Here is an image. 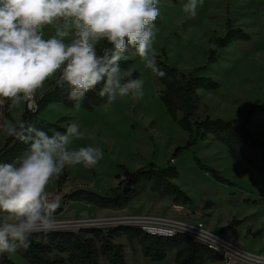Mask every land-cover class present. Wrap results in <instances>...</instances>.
<instances>
[{
    "label": "rangeland",
    "instance_id": "obj_1",
    "mask_svg": "<svg viewBox=\"0 0 264 264\" xmlns=\"http://www.w3.org/2000/svg\"><path fill=\"white\" fill-rule=\"evenodd\" d=\"M186 2L159 0L160 15L155 21L152 44L156 59L188 75L205 65L209 39L224 36L228 23L233 29L249 34V42H235L220 50L218 61L196 74L213 79L220 87L216 91L200 92L195 119L209 117L239 125L250 113L247 128L253 137L264 143V0H202L195 17L184 13L182 6ZM52 34L45 29L46 38ZM130 60L126 70L136 71L138 78L144 81L142 98L117 97L112 104L90 111L49 105L38 114L39 118L63 128L71 122L79 125L85 135L82 139L72 138L69 150L92 145L103 151V158L96 166H66L64 180L58 183V177H54L50 181L46 189L51 192L49 196L61 198L57 209L60 213L55 214L57 223L93 221L88 227L62 228L76 233L90 228L106 232L118 227L115 222L118 218L140 215L200 222L207 231L223 235L241 250L264 257V203L260 201L264 196V176L215 140L188 145V134L167 116L158 98L162 87L152 71L139 56H132ZM53 80L45 81L37 94L47 89ZM19 107H6V118H14ZM3 133L0 130V139ZM195 158L214 170L224 182L201 170ZM150 164L174 167L178 172L175 183L189 196L191 203L176 205L171 199L147 193L123 209L100 210L66 198L82 189L103 194L117 186L116 177L122 176L124 171L135 172ZM98 220L112 221L105 225L94 224ZM232 221L239 225L229 233H222L221 229ZM115 242L122 245L127 264H175L174 253L162 262H152L141 256L136 243L129 247L124 238ZM0 255L14 264H28L16 252ZM207 264L223 263L212 260Z\"/></svg>",
    "mask_w": 264,
    "mask_h": 264
},
{
    "label": "clouds",
    "instance_id": "obj_2",
    "mask_svg": "<svg viewBox=\"0 0 264 264\" xmlns=\"http://www.w3.org/2000/svg\"><path fill=\"white\" fill-rule=\"evenodd\" d=\"M201 2L187 0L184 13L195 17ZM158 4L159 0H0V109L24 102L29 111H36L37 92L50 78L56 86H69L75 108L101 84L97 94L106 98V104L117 97L142 98L144 81L122 70L120 61L139 56L156 76L166 75L152 48ZM45 29L53 34L46 38ZM103 42L111 47H101ZM0 130L29 145L16 161L0 164L4 254L28 249L33 234L56 230L61 198L49 196L50 181L66 166H96L103 151L92 145L69 150L72 138L85 135L75 122L64 132L49 129V136L25 121L3 118Z\"/></svg>",
    "mask_w": 264,
    "mask_h": 264
},
{
    "label": "trees",
    "instance_id": "obj_3",
    "mask_svg": "<svg viewBox=\"0 0 264 264\" xmlns=\"http://www.w3.org/2000/svg\"><path fill=\"white\" fill-rule=\"evenodd\" d=\"M250 40L249 34L241 29H233L228 23L224 36L209 39L204 66L184 75L157 58V65L166 75L158 77L152 74L162 87L158 98L167 116L188 134V145L212 137L264 176V143L253 137L247 128L250 113L239 125L209 117L202 120L195 119L200 105V92H212L220 87L213 79L196 74L205 71L207 65L216 63L220 50L228 48L235 42H249ZM101 47H111V45L103 42ZM98 54H101V48ZM162 55L164 56V53ZM130 64V59L120 61L122 70H126ZM132 73L134 78L139 77L136 71ZM101 87L102 84L88 91L79 102V108L90 111L95 107L107 105L106 98H101L97 94ZM69 92L70 88L67 84L61 88L56 86L53 80L50 89L39 97L37 112L31 114L24 110L21 121L32 124L49 136L52 135L49 131L51 128L64 132L65 128L58 123H49L39 118L38 114L52 104H60L69 110L77 109L75 108L76 101L69 99ZM5 102L7 105L11 103L10 101ZM28 147V144L9 137L0 149V164L16 161L18 157L23 156ZM195 160L201 170L210 172L217 180L224 182L214 170L201 165L197 158ZM65 177L64 169L58 176V183ZM177 178L178 172L174 167L170 165L159 167L150 164L135 172L124 171L122 176L116 177L117 186L103 194L82 189L70 193L66 198L74 203L85 202L100 210L123 209L147 193L156 195L160 199H171L176 205H189L191 199L175 183ZM58 213L60 210H57L55 214ZM237 225L239 222L232 221L228 226L223 227L221 232L229 233ZM119 238H124L129 247L136 243L140 247L141 256L152 262H162L172 253L175 254V264H207L212 260L222 261L220 255L185 234H177L168 238L156 237L130 226H118L107 229L106 232L90 228L80 229L76 233L70 231L36 233L31 237V246L28 249H19L16 253L28 264H127L122 245L115 242ZM0 264L14 263L5 255H0Z\"/></svg>",
    "mask_w": 264,
    "mask_h": 264
},
{
    "label": "built area",
    "instance_id": "obj_4",
    "mask_svg": "<svg viewBox=\"0 0 264 264\" xmlns=\"http://www.w3.org/2000/svg\"><path fill=\"white\" fill-rule=\"evenodd\" d=\"M37 103L39 95L36 96ZM6 104V102H5ZM24 110L34 114L36 111H29L27 104L23 102ZM6 118L5 109H0V119ZM264 203V196L260 197ZM126 226L134 227L140 231L156 237H173L177 234H185L195 241H198L222 257L223 264H264V257H258L249 252L241 250L223 235L214 234L206 230L200 223H185L158 216H131L124 217Z\"/></svg>",
    "mask_w": 264,
    "mask_h": 264
},
{
    "label": "crops",
    "instance_id": "obj_5",
    "mask_svg": "<svg viewBox=\"0 0 264 264\" xmlns=\"http://www.w3.org/2000/svg\"><path fill=\"white\" fill-rule=\"evenodd\" d=\"M50 87H51V85L50 86H47V89H45L44 91H42L41 93L39 92V97L44 93V92H46L47 90H49L50 89ZM23 105V103H21L20 105H17V106H20L19 108H20V110H18L17 111V113L15 114V119L13 118V117H11L10 116V121H13V123H18V122H20L21 121V117H22V114H23V112H24V106H22ZM50 106H53V107H57L58 106V104H52V105H50ZM14 107H16V106H11L10 108H14ZM22 108V109H21ZM15 110H17V109H15ZM69 110V109H68ZM39 117V116H38ZM9 138V136H7L5 133H3L2 134V138L0 139V149H2L3 148V146H4V144H5V142H6V140ZM207 141H214V139L212 138V137H209L208 139H207ZM57 187V186H56ZM56 189V188H55ZM54 189V190H55ZM48 193H51V192H49V191H47ZM135 201V200H134ZM134 201H132V202H134ZM132 202L130 203V204H132Z\"/></svg>",
    "mask_w": 264,
    "mask_h": 264
},
{
    "label": "bare ground",
    "instance_id": "obj_6",
    "mask_svg": "<svg viewBox=\"0 0 264 264\" xmlns=\"http://www.w3.org/2000/svg\"><path fill=\"white\" fill-rule=\"evenodd\" d=\"M110 221H112V220H98L94 224L105 225V224L110 223ZM115 222H118L116 224H121V223H126L127 220L125 218H118L117 220H115ZM90 225H92V223L86 222V221L69 222V223H57L56 228H74V229H78V228H82V227H88Z\"/></svg>",
    "mask_w": 264,
    "mask_h": 264
},
{
    "label": "water",
    "instance_id": "obj_7",
    "mask_svg": "<svg viewBox=\"0 0 264 264\" xmlns=\"http://www.w3.org/2000/svg\"><path fill=\"white\" fill-rule=\"evenodd\" d=\"M88 222H92V221H88ZM118 226H126L125 223H121V224H117ZM53 231H69V230H62V228H56V230H53Z\"/></svg>",
    "mask_w": 264,
    "mask_h": 264
}]
</instances>
